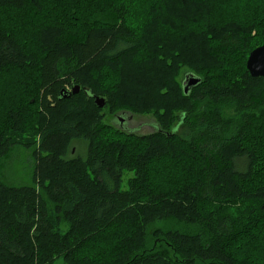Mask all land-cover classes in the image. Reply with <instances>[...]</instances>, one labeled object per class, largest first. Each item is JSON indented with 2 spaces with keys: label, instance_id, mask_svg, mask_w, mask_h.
Instances as JSON below:
<instances>
[{
  "label": "trees",
  "instance_id": "obj_1",
  "mask_svg": "<svg viewBox=\"0 0 264 264\" xmlns=\"http://www.w3.org/2000/svg\"><path fill=\"white\" fill-rule=\"evenodd\" d=\"M263 44L264 0H0V264H264Z\"/></svg>",
  "mask_w": 264,
  "mask_h": 264
},
{
  "label": "rangeland",
  "instance_id": "obj_2",
  "mask_svg": "<svg viewBox=\"0 0 264 264\" xmlns=\"http://www.w3.org/2000/svg\"><path fill=\"white\" fill-rule=\"evenodd\" d=\"M118 112V111H117ZM106 113V119L108 122H110L113 125L119 126V118L118 117H125L122 113L116 114L117 116L115 118H112L111 113L109 112V109H105ZM134 114V113H133ZM134 121L130 125H139L144 123H151L157 125V121L154 119V117L150 115H136L134 114ZM153 131H156V128L154 126H148L145 125L140 129V134H148ZM74 148V154H78L81 157H85L87 153V147L84 145V143L77 142L73 145ZM15 156L13 159H11V165H8V168L6 169V172L8 174V177L10 179L15 178L14 180L18 183H30L31 180V172H32V161L30 159V155L28 152L23 150H17L15 153ZM73 154V155H74ZM77 155V156H78ZM245 161L242 159H239L237 162V168L238 169H244L245 168ZM127 177V176H125ZM126 179V178H125ZM123 188H126V183L123 182ZM66 228L65 226L63 227ZM54 264H65L64 260L62 258L57 259Z\"/></svg>",
  "mask_w": 264,
  "mask_h": 264
},
{
  "label": "water",
  "instance_id": "obj_3",
  "mask_svg": "<svg viewBox=\"0 0 264 264\" xmlns=\"http://www.w3.org/2000/svg\"><path fill=\"white\" fill-rule=\"evenodd\" d=\"M246 67L248 71L250 72L251 76L264 78V44L255 48L254 50L250 52L248 59H247ZM200 81H201L200 77L194 75L193 73L187 74L184 80L185 93H188L191 87L197 85ZM79 90H80V86L77 85L73 88L72 91H70V93H73V94L78 93ZM95 103L97 104L98 107L103 108L106 104V100L103 97L95 96ZM151 126H154L156 128V131H153L151 133L162 131L158 124L157 125L151 124ZM129 134H135V133H129ZM137 135H143V134L139 133Z\"/></svg>",
  "mask_w": 264,
  "mask_h": 264
},
{
  "label": "flooded vegetation",
  "instance_id": "obj_4",
  "mask_svg": "<svg viewBox=\"0 0 264 264\" xmlns=\"http://www.w3.org/2000/svg\"><path fill=\"white\" fill-rule=\"evenodd\" d=\"M118 113H122L123 115L126 116L125 117H118L119 118V126L115 125L116 128L122 132H126V133H135V134H139V130L144 127L145 125L151 126V123H144V124H139V125H130L132 124V122L134 121V114L128 110H120L118 112H115L113 114H111L110 116H112V118H115ZM115 116V117H114Z\"/></svg>",
  "mask_w": 264,
  "mask_h": 264
}]
</instances>
